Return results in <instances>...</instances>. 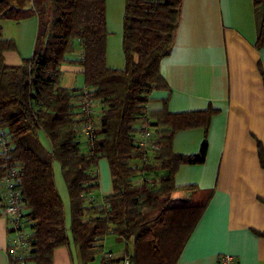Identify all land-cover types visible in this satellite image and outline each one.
Returning a JSON list of instances; mask_svg holds the SVG:
<instances>
[{
	"label": "trees",
	"instance_id": "obj_1",
	"mask_svg": "<svg viewBox=\"0 0 264 264\" xmlns=\"http://www.w3.org/2000/svg\"><path fill=\"white\" fill-rule=\"evenodd\" d=\"M259 14L257 48L264 49V0H254ZM184 0H125L123 52L125 68L107 65L106 0H46L44 9L16 8L0 0V194L12 175L19 201L27 207L31 249L15 264H53L54 253L73 243L81 264H91L108 237L125 244L117 259L102 264H177L210 199L211 191L179 188L183 165H203L208 133L216 110L172 114L167 106L147 112L152 92L168 89L161 63L176 43ZM37 17L36 49L21 66L5 62L16 50L3 36L1 22ZM79 64L84 89L62 85L66 64ZM91 101L101 113L96 142L84 147L81 103ZM147 126L156 129L152 162L139 139ZM203 129L200 153L176 154V135ZM45 141V142H44ZM109 163L113 192L99 199L98 166ZM144 162L142 167L135 164ZM60 165L70 202V225L58 192L54 164ZM161 170L158 183L151 179ZM138 179L141 180L138 181ZM180 191L186 198H175ZM93 199L94 202H90Z\"/></svg>",
	"mask_w": 264,
	"mask_h": 264
},
{
	"label": "crops",
	"instance_id": "obj_2",
	"mask_svg": "<svg viewBox=\"0 0 264 264\" xmlns=\"http://www.w3.org/2000/svg\"><path fill=\"white\" fill-rule=\"evenodd\" d=\"M8 1L29 10L43 0ZM124 14L125 0H106L107 65L114 70L125 68ZM1 27L4 39L16 44L15 51L5 53V62L21 66L36 49L38 18L5 20ZM258 30L254 0H184L176 43L161 63L168 89L152 92L148 114L165 106L172 114L210 107L217 111L207 137L206 162L181 166L175 178L179 188L195 186L212 192L177 264H221L226 255L238 264H264V49L257 48ZM62 71L63 87L84 89L79 64H66ZM204 139L203 129L180 132L173 150L179 155H198ZM55 165L61 178L60 165ZM58 192L70 225L66 185L61 183ZM188 196L186 191L175 194V198ZM109 238L96 257L101 258L100 264L104 258L117 259L122 253L106 249ZM8 249V223L0 207V264H15ZM53 264H81L78 248L71 243L58 249Z\"/></svg>",
	"mask_w": 264,
	"mask_h": 264
},
{
	"label": "built area",
	"instance_id": "obj_3",
	"mask_svg": "<svg viewBox=\"0 0 264 264\" xmlns=\"http://www.w3.org/2000/svg\"><path fill=\"white\" fill-rule=\"evenodd\" d=\"M80 105L83 117L81 137L84 147L91 149L97 140L95 135L96 123L93 117L100 112L95 109L96 106L91 101L84 100ZM143 140H146L144 136L139 141L142 148H144ZM0 141L5 143L3 133H0ZM14 173L3 180L4 191L1 193L0 207L8 223L9 247L13 251V259L21 262L31 249V232L26 223L27 207L19 201L18 189L12 178ZM120 264H131V262L126 259ZM221 264L238 263L233 256L226 255L221 258Z\"/></svg>",
	"mask_w": 264,
	"mask_h": 264
},
{
	"label": "rangeland",
	"instance_id": "obj_4",
	"mask_svg": "<svg viewBox=\"0 0 264 264\" xmlns=\"http://www.w3.org/2000/svg\"><path fill=\"white\" fill-rule=\"evenodd\" d=\"M45 2H46V0L38 2V5L35 9H37V10H41L42 8L44 9ZM97 109H98V111H101L99 108H97ZM155 136H156V129L147 126L146 135L144 136L146 140H143V144H144L143 149L147 151L146 152L147 156H146L145 160H146V162H149V163L152 162V158H153V140L155 139ZM140 140H142V137L139 139V141ZM143 163L144 162H140L138 164H135V166L142 167ZM58 169H59L58 165H55L54 166L55 181H56L57 189L60 190L61 183H63V185H65V182H64L63 177L60 178ZM98 172H99V177H100V189L95 193V196H98V198L100 199V197H106V196L110 195L113 191L112 175H111L109 163L106 159L100 160L99 166H98ZM160 173H161V170H157V175L154 177V179L150 180L151 183L152 182L158 183ZM138 181L141 182L140 179H138ZM178 197H176V198H178ZM90 202H94L93 199L90 200ZM106 249L108 251H112L116 255L120 254V252H122L121 253V255H122L125 251V244L119 242L117 239H115V237H110L107 240ZM100 261H101V258L98 257L91 264H100Z\"/></svg>",
	"mask_w": 264,
	"mask_h": 264
},
{
	"label": "water",
	"instance_id": "obj_5",
	"mask_svg": "<svg viewBox=\"0 0 264 264\" xmlns=\"http://www.w3.org/2000/svg\"><path fill=\"white\" fill-rule=\"evenodd\" d=\"M131 264H133V263H131Z\"/></svg>",
	"mask_w": 264,
	"mask_h": 264
}]
</instances>
